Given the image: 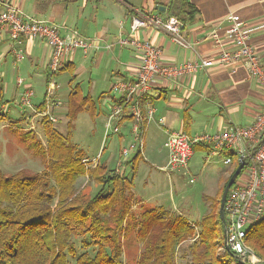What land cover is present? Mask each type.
<instances>
[{
    "label": "crops",
    "instance_id": "1",
    "mask_svg": "<svg viewBox=\"0 0 264 264\" xmlns=\"http://www.w3.org/2000/svg\"><path fill=\"white\" fill-rule=\"evenodd\" d=\"M185 1L194 7V13L192 21L185 23L181 33L185 40L197 43V54L202 59L214 61L221 51L234 49L224 31L217 33V45L210 37L211 31L217 27L224 28L227 25V16L234 13L245 24L249 44L259 56L264 68V0ZM169 3L170 0H0V9L13 6L27 17L51 22L58 26L61 36L69 35L70 31L75 30L83 38L95 40L99 47L110 45L109 49L93 48L86 53L77 49L68 53L59 71L49 77L47 69L50 53L46 43L38 37H20L15 46L20 55L17 61L8 33L4 32L0 42V112L8 115L7 120L0 123L7 127L26 124L28 129H32L28 122L40 124L42 128L44 123L52 127L57 126V123H50L47 118L40 116L41 112L47 110L49 101H56L58 106L47 112L57 119L58 124L64 123L67 134L66 115L70 94L77 92L80 97L89 98L94 116L87 110L78 113L72 122V130L83 113H87L92 120L95 117L97 121L101 118L105 139L110 134L111 143H116L117 146L113 151L111 149L106 158L108 160L104 163L94 162L92 167L104 165L108 171L132 179L131 210L141 211L140 214L153 208L171 211L163 207L166 192L153 191L159 183V173H164L168 180L169 173L180 169L184 170L183 174H188L197 152L204 165H208L212 159L216 160L209 164L216 168V175L207 186L213 198L217 196L234 167L233 160L227 165L223 164V152L212 155L209 146L195 145L187 167L168 172V154L163 148L166 129L182 130L188 137L213 135L230 126L228 122L240 127L249 126L264 112V95L257 81L249 76L246 66L241 62L213 64L191 76L173 81L156 79L148 91L149 104L154 113L152 119H145L141 127L142 150L132 152L123 166H118L121 148L131 140V120L128 117L121 119L116 135L107 131V118L115 99L111 96L112 85L119 80L134 79L140 67V52L131 46H118L117 40L131 34L138 41L151 42L161 49L163 64H179L187 59H196L194 52L178 48L160 30L148 26L136 32L131 31L135 16L133 10L166 17ZM9 71L22 74L24 80L18 77L23 81V85L18 86L15 82L12 90L9 89L13 95L11 100H16L17 103L7 106L2 101L3 86L6 89L5 81L2 80H5ZM25 86L33 91L32 108L24 109L19 105ZM161 119L164 120V126L160 124ZM169 200H174L171 193Z\"/></svg>",
    "mask_w": 264,
    "mask_h": 264
},
{
    "label": "trees",
    "instance_id": "2",
    "mask_svg": "<svg viewBox=\"0 0 264 264\" xmlns=\"http://www.w3.org/2000/svg\"><path fill=\"white\" fill-rule=\"evenodd\" d=\"M193 13L194 7L189 2L170 0L165 18L174 17L184 26L192 21ZM84 110L94 116L89 98L72 92L66 115V136L44 123L47 149L40 146L37 154L45 152L44 159L55 160L46 171L8 178L0 174V264H68V256L75 259V264H125L123 241L130 228L136 229L142 245L136 264H175L177 249L196 232L162 208L145 210L140 216L130 215L132 179L108 171L104 165L90 171L84 168L89 179L99 186L94 195L86 196L81 190L72 194L57 190V183L52 184L53 178L46 175L59 171L62 183L64 175L75 169L70 155H63V139H69L73 120ZM6 120L7 114L0 112V122ZM28 138L34 139L31 132L24 134L23 141L27 142ZM231 160L234 167L217 196L203 199L210 213L201 222L197 232L199 242L191 246L190 258L185 264H239L223 247L224 231L219 215L222 191L238 165L234 154ZM241 174L242 171L236 180ZM212 217L217 219L221 231L219 238L212 229ZM74 239L80 240L82 248L94 249L93 255L86 251L77 254ZM245 244L257 263L264 264V216L247 229ZM219 248L223 252L219 253Z\"/></svg>",
    "mask_w": 264,
    "mask_h": 264
},
{
    "label": "built area",
    "instance_id": "3",
    "mask_svg": "<svg viewBox=\"0 0 264 264\" xmlns=\"http://www.w3.org/2000/svg\"><path fill=\"white\" fill-rule=\"evenodd\" d=\"M133 12L135 16L131 26L132 32L148 26L160 30L178 48L194 52L196 59H187L179 64H163L161 49L151 42L138 41L131 34L117 40L118 46H131L140 52V67L134 79L119 80L112 85V92L119 98L113 100L107 118V131L117 134L120 129L118 126L120 120L126 117L131 120V140L128 145L121 148L119 167L123 166L124 161L129 158L132 152L142 150L143 132L141 127L143 121L152 119L154 113L153 107L149 104L148 91L156 79L173 81L191 76L213 64L226 65L241 62L246 66L249 76L257 81L259 89L264 95V68L259 56L249 44L248 31L237 14L232 13L227 16V25L224 28L217 27L211 31L210 37L215 45L219 43L217 33L222 30L234 47L232 51H221L216 57L217 59L213 61L202 59L197 54V43L183 38L181 33L183 25L176 18H165L159 14L149 15L140 10H133ZM4 32L8 33L17 61L20 55L15 46L19 43L20 37H38L44 41L49 47L50 53L47 69L49 77L59 71L63 65L64 57L68 53L75 52L77 49L86 53L93 48H110V45L107 44L99 47L95 40L83 38L75 30L70 31L69 35L61 36L57 25L27 17L20 9L13 6H4L3 9H0V42ZM16 85L22 86L23 81L18 78ZM32 96V89L25 86L19 100L20 107L32 108ZM57 106L58 102L49 101L46 105L47 110L41 112L40 116L47 118L50 123H57V119L47 112L54 110ZM228 123L230 126L219 133L194 137H188L182 130L166 129V139L163 142V148L168 154L166 169L173 171L178 168H186L193 155L195 145L209 146L212 155L223 152V164L225 165L231 163L233 154L239 161L240 157L249 155L252 148L264 136V112L246 127ZM160 124L164 126V120L161 119ZM224 214L229 251L237 256L243 264H256V257L245 244V236L247 229L264 216V142L249 156L242 169V174L229 188L224 202Z\"/></svg>",
    "mask_w": 264,
    "mask_h": 264
},
{
    "label": "rangeland",
    "instance_id": "4",
    "mask_svg": "<svg viewBox=\"0 0 264 264\" xmlns=\"http://www.w3.org/2000/svg\"><path fill=\"white\" fill-rule=\"evenodd\" d=\"M18 77L23 79L22 74L18 75L16 72L9 71L5 80H2L5 81L4 83L6 85V89H4L3 86L2 91L4 93V98L2 101L7 106L17 103L16 100H11L13 95H11L10 91ZM111 96L116 99L119 98L115 93ZM28 123L29 127H32V129L26 128V124H22L21 126L13 124L7 127L5 124L2 125L0 123V174L4 177L8 178L17 174H20L19 176L40 174L42 171L47 170V166L49 167L50 163H55V160L50 161L44 159L43 156L46 154L44 151L42 155L37 154L39 152L37 150L38 148H46V138L42 126H40V124H35V122ZM56 125L57 126H53L54 129L62 133L61 135L66 136L64 123L58 124L57 121ZM62 126L63 128H61ZM26 132H31L34 139L28 138L27 142H24L23 136ZM70 134L69 139H63L65 145L63 155H70L71 163L75 169H72L73 171L71 170L69 174L64 175L65 180L62 183L59 171L48 172L46 175L53 178L52 184H54V181L57 183V190L59 189L69 194L77 193L81 190L86 196L94 195L96 191H98L99 186H97V184L95 185L94 182L89 179V174L85 172V170H92V163L94 162L101 161L104 163L105 160H108L106 158H108L111 149L113 151V148L115 149L117 145L116 143H111L110 134H108L106 136L107 139H105L101 118H99L98 121L96 117L92 120L87 113H83L78 117ZM116 142L118 143V140ZM210 161L209 164L214 163L216 160L212 159ZM209 164L204 165L199 157V152H197L193 157L191 171L188 172V174H183L184 170L180 169L169 173L168 180L164 173H159V183L153 189V191L159 190V192H166V199L164 200V202H166L163 204V207L165 209H170L171 211L169 213L172 212L171 214L175 217H179L182 225L189 227L194 233L196 232L195 236L183 241L177 249L175 264H185L189 260L191 246L194 244L197 245L199 242L197 232L201 229V222L203 223V220H205L204 218L210 213L208 203L203 199L204 197L213 198L211 194H209L210 192L207 186L209 183L211 184L215 178L216 168ZM152 170L157 172L155 168H152ZM62 174H64V172H62ZM170 193L174 199L172 201L169 200ZM173 207L176 209H173ZM140 212H135L130 209V215L132 216H137ZM211 220L214 221L212 229L217 235V238H219L221 236V231L217 224V219L212 217ZM132 223L135 225L133 221ZM133 225L128 224L127 226ZM136 234V229L133 228H130L128 233L125 234L123 241V262L125 264H136L139 259L142 245L139 243ZM74 242L77 245V254L86 251L93 255L94 249L82 248L79 239H74ZM218 252H223V249L219 248ZM223 258L226 259L227 257L223 256ZM67 262L68 264H75V259L68 256Z\"/></svg>",
    "mask_w": 264,
    "mask_h": 264
},
{
    "label": "water",
    "instance_id": "5",
    "mask_svg": "<svg viewBox=\"0 0 264 264\" xmlns=\"http://www.w3.org/2000/svg\"><path fill=\"white\" fill-rule=\"evenodd\" d=\"M162 10V8H161ZM264 142V136L262 137V139L257 143L256 146H254L250 152L249 155L246 156H242L240 157L239 161H238V165L236 167V169L234 170V172L231 174V176L229 177L227 183L225 184V187L222 191V195L220 198V205H219V215H220V219L223 223V231H224V241H223V247L226 251H229L228 246H227V228H226V221H225V216H224V202H225V198L227 195V192L229 190V188L232 186V184L234 183V181L236 180V178L238 177V175L240 174V172L242 171V169L244 168V166L247 163V159L249 158V156H251L254 151ZM234 259L237 260V262L239 264H243L238 258L237 256L233 255L232 256ZM258 264V263H256Z\"/></svg>",
    "mask_w": 264,
    "mask_h": 264
}]
</instances>
